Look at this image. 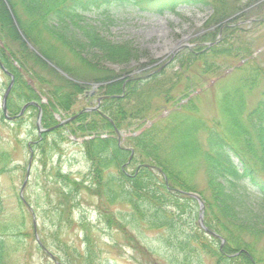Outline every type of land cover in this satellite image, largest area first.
I'll return each instance as SVG.
<instances>
[{
    "label": "trees",
    "instance_id": "1",
    "mask_svg": "<svg viewBox=\"0 0 264 264\" xmlns=\"http://www.w3.org/2000/svg\"><path fill=\"white\" fill-rule=\"evenodd\" d=\"M165 1L170 3L0 0V62L14 78L8 110L18 112L19 104L37 102L42 96L47 103L41 105V125L51 128L56 125L54 115L68 113L83 88L49 64L73 79L103 82L116 77L104 76L109 74L106 63L121 64L137 57L125 44L102 37L97 27L82 17L87 13L103 10L101 25L105 26L113 22L110 13L123 9L136 8L161 16L166 12L178 15L175 9L179 5L205 7L212 11L210 25L216 26L259 0ZM253 8L245 16L253 15L256 22L262 20L261 12ZM235 24L233 20L222 29L217 46L199 55L178 56L180 65L189 71L191 64H202L204 74H215L220 68L215 59L247 60L253 44L246 42L242 31L236 33ZM218 29L195 41L212 42ZM71 61L81 69L72 68ZM246 66L239 69L243 76L236 80V89L223 96L218 121H203L192 115L191 102L163 117L156 115L154 100L175 103L171 92L177 86L185 91L193 86L190 78L174 74L176 80L154 76L143 83L130 82L123 98L103 100L100 113H85L65 128L37 139L32 147L40 151L38 162L45 171L47 152L59 151L53 138L66 141V135L94 136L81 145L88 165L86 175L79 178L58 167H48L46 177L51 180L35 196L36 206L43 202L51 216L49 222L45 214L47 220L40 230L36 229L42 247L54 251L60 264H117L100 260L91 228L84 219L74 221V213L80 211L79 198L87 196L96 203L99 223L121 234L139 256L134 258L136 264H207L205 260L211 264H264V252L258 248L264 240V71L249 63ZM258 89L260 98L247 110L246 95ZM120 94L118 85L108 87L105 93ZM149 120L154 121L141 130ZM118 132L138 134L118 145ZM102 135L107 137L99 138ZM47 137L52 138L50 145ZM12 161V152L0 148V177ZM198 173L204 179V192L195 181ZM188 193L202 199L203 223L208 232L200 228L197 203ZM16 204L15 216H8V223L0 220V264H11L10 253L15 254L18 247H32L19 242L12 246L7 239L8 233L16 232L32 242L25 230V220L31 218L27 199L21 202L18 198ZM3 206L0 201V217ZM74 225L83 233L82 250L64 240ZM133 232L139 239L147 232L155 233L157 243H141ZM34 248L42 251L37 245Z\"/></svg>",
    "mask_w": 264,
    "mask_h": 264
},
{
    "label": "rangeland",
    "instance_id": "2",
    "mask_svg": "<svg viewBox=\"0 0 264 264\" xmlns=\"http://www.w3.org/2000/svg\"><path fill=\"white\" fill-rule=\"evenodd\" d=\"M160 2L159 4L161 5L170 3L165 0H160ZM154 7L156 6H149L148 8ZM253 7L258 12H261L260 16H264V0H259ZM253 7L244 8L242 13L233 19L237 22V25L234 27L237 28L236 33L240 34L242 31L245 35L246 42L253 44L249 58L244 61L231 57L215 59V62L220 65L219 70L215 74H204L201 70V67H203L202 64H191L189 71L183 69L181 72H177L176 76L182 75L184 78H190L193 86L187 91L182 86H177L171 92L172 96H174L175 103L170 102L164 104L159 99L154 100L153 103L158 117L165 116L170 110L172 111L180 105L191 102V106L194 108V111L191 112L192 115L197 116L203 121H218L221 118L219 115V107L223 96L225 93H230L236 89V80L239 76H243L239 69L246 68V64L249 63V65L259 67L264 71V18L256 22L254 20L255 18L252 17L253 15L245 16L254 9ZM177 10V16L168 13H165L163 16H158L149 12L141 13L136 8L123 9L117 13H110L109 16L113 22L110 24L107 23L105 26L101 25L102 20H104L103 10L92 11L82 17L89 21L92 26H96L98 33L107 41L116 44H125L134 55H137V57L130 58L121 64L113 63L114 65L122 66L124 71L130 72L134 68L132 64L138 63L139 60L142 63L149 61L158 62L160 60H163V64L168 63L172 59V56H174L172 54V47L176 44V41L182 38L185 41L179 44L188 45L189 38L193 39L199 33L206 35L209 32L207 29L214 27L209 23L210 17L212 16V11L209 8L204 7L201 10L197 7L180 5ZM242 14H244L245 18L242 17ZM191 63L193 62L191 61ZM71 64H73L72 68L81 69V66L77 65L76 62L71 61ZM178 67V64L176 66H169L159 73H163L161 75L163 77L175 78L173 73L177 71L175 68ZM107 68L110 69V67ZM209 68H211L210 65ZM185 73L187 76H184ZM158 75L160 76V74ZM9 81V78L0 70V106L2 96L8 87ZM88 90L90 91V89ZM182 93L186 95V98ZM260 93L258 89L246 95L247 110H250L254 106L260 97ZM39 99L40 103H46L44 97L40 96ZM21 106L22 104H19V109ZM86 107L91 106L84 100V96L81 95L77 98L76 105L71 111L67 115H57L56 121L60 123ZM17 113V111L10 112V115H16ZM36 117L37 113L35 110H27L17 122H8L3 119L0 109V148L5 151H11L13 160L8 166L6 174L0 177V201L4 205V213L0 217L1 221L7 222V218L10 221L8 216H15L17 208L16 202L25 178V172L22 169L25 170L30 158V152L26 146L36 142L38 138V133L35 129ZM150 123L151 120L142 124L141 130L149 127ZM132 135L133 133L123 132V136L120 137L121 142H124L125 139ZM53 139L59 151L47 152L48 162L45 171L40 167V163L38 162L40 159V151L32 147L33 157L31 170L28 181L22 191L24 200L27 199V203L29 204L27 210L35 214L36 228L38 227L39 230L40 226L44 225V220H47L44 219L46 217L45 214L49 216V222L51 221L50 211L46 208V205L43 202H39L36 206L35 201V196L40 193L42 186L48 184L51 180L46 177L48 167H58L62 172L76 175L79 178L88 172V165L83 157L81 147L84 139H76V137L74 138L68 135H66V141H61L57 138ZM14 141L17 142L15 147L13 145ZM51 142L52 138L47 137V144L50 145ZM127 172L129 173L131 170L127 169ZM195 181L199 190L204 192V179L201 173H198ZM79 203L80 211L74 213V221L79 222V219H84L91 228L92 238L95 240V244L100 252V260H109L117 264H136L134 258H139V256L128 246L126 239L118 232L111 231L105 225L99 223L94 199L82 196V198H79ZM42 211H46V213H42ZM49 227V224H46V228L49 229ZM25 230L28 236L30 234L32 237V242L27 240V236H18L16 232L12 235L8 233L7 239L12 246H14V242H19V244L24 245L28 243V245L32 246L28 250L25 247H18V251L15 254L12 255L10 253L9 262L11 264H54L41 251L39 252L34 248L32 218L25 220ZM51 230H53L52 227ZM133 233L136 234V238L141 243L152 246H155L157 243L155 233L147 232L148 234L142 236L140 239L137 232ZM82 238L83 233L79 231L76 225L64 236V240L69 245H74L80 250L84 248ZM48 243L50 244L51 241L49 240ZM258 248L264 252V240L259 243ZM51 253L54 254V251ZM205 262L211 264L207 260Z\"/></svg>",
    "mask_w": 264,
    "mask_h": 264
},
{
    "label": "flooded vegetation",
    "instance_id": "3",
    "mask_svg": "<svg viewBox=\"0 0 264 264\" xmlns=\"http://www.w3.org/2000/svg\"><path fill=\"white\" fill-rule=\"evenodd\" d=\"M191 39L189 38V41ZM182 41V38H180L178 41H176L174 44V46L172 47V51L175 50L176 53L175 54H181L184 50L183 49H178L179 46H181V44H179ZM185 41V40H184ZM188 41V42H189ZM204 44H195V45H189L186 46V50L187 51H191V49L194 46H203ZM173 62H175V60H171L170 62L163 64V60H160L158 62L154 61L153 64H148L147 63H142V61L139 60L138 63L136 64H132L134 65V68L130 71V72H126L124 71V69L122 68V66L120 65H112L110 64L109 67L110 69L113 71V73L109 76H120L117 79H113V81L110 82H106L104 84L110 85H117L120 84V88L121 91L123 92L125 89V85L127 82L129 81H133V82H144L148 79H150L152 76H157V74L166 69L165 66L168 65H172ZM165 67V68H163ZM86 85H91V83H84ZM105 85V86H107ZM90 91H85L82 96H84V100L90 105V106H95L96 108H98L102 101L106 98V97H102L101 93H103V91H99L96 89H93L92 85L90 86ZM90 110H85V112H89Z\"/></svg>",
    "mask_w": 264,
    "mask_h": 264
},
{
    "label": "water",
    "instance_id": "4",
    "mask_svg": "<svg viewBox=\"0 0 264 264\" xmlns=\"http://www.w3.org/2000/svg\"><path fill=\"white\" fill-rule=\"evenodd\" d=\"M12 83H13V80L11 79V81H10V83H9V85H8V87H7V89H6L5 93H4V95H3L2 103H1V111H2L3 117H4L6 120H13L14 118H16V117H9V116L7 115V107H6V99H7L8 93H9V91H10V88H11V86H12ZM96 87H97V86H95V88H96ZM28 106H34V107H36V108L39 109V106H38L37 103H28V104H25V105L22 107L21 112H20L19 115H22L23 112H24V110H25ZM72 119H73V118H71V119H69V120H67V121H65V122H68V121H70V120H72ZM39 120H40V113L38 114L37 125H36V126H37V130H38V132L40 133L41 131H40V127H39ZM65 122H63V123H65ZM63 123H60L59 125H62ZM48 131H50V130H48ZM29 170H30V163H28V166H27V174H26V178H25V182H24V184L26 183V181H27V179H28ZM22 187H23V186H22ZM188 196L194 198V199L198 202V204H199V209H200V214H199V224H200L201 228H202L204 231H206L205 227H204L203 224H202L203 203L201 202V200L199 199V197H198L197 195H195V194L190 193V194H188ZM35 239H36V242L39 243V241H38V239H37L36 236H35Z\"/></svg>",
    "mask_w": 264,
    "mask_h": 264
}]
</instances>
